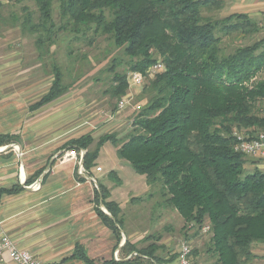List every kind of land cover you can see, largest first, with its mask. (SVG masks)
Wrapping results in <instances>:
<instances>
[{
    "label": "trees",
    "instance_id": "trees-1",
    "mask_svg": "<svg viewBox=\"0 0 264 264\" xmlns=\"http://www.w3.org/2000/svg\"><path fill=\"white\" fill-rule=\"evenodd\" d=\"M33 1L37 22L28 12L23 28L36 36L41 53L49 52L57 33L53 17L57 3L63 23L60 31L71 28L76 34L92 31L97 37L108 36L131 59L130 72L146 76L139 88L149 100L138 110L128 140L106 134L93 150L95 140L89 134L67 143L70 150L86 151L85 170L90 173L96 166L106 144L115 145L116 157L144 176L145 183L162 182L167 203L184 221L183 230L208 235L206 253L211 264H252L253 246L264 244V172L245 169L249 157L236 150L235 133L247 138L264 133V40L240 45L231 53L223 42L250 39L260 32L259 24L243 13L213 16L223 9L222 0ZM157 63L165 70L149 78L147 71ZM55 72L53 86L30 107L32 111L64 93L61 71ZM115 82L114 96L130 92L127 75L117 74ZM5 141L0 136V145ZM109 176L120 186L114 171ZM109 196V190L100 185L96 203L110 216L100 208L96 211L116 237L117 250L123 220L119 203ZM129 243L126 240L121 253ZM134 250L119 262L111 258L97 263L84 254L79 258L86 264H169L179 257L159 258L155 245ZM134 252L137 255L130 257ZM193 255L197 251L191 249L189 257Z\"/></svg>",
    "mask_w": 264,
    "mask_h": 264
},
{
    "label": "rangeland",
    "instance_id": "rangeland-1",
    "mask_svg": "<svg viewBox=\"0 0 264 264\" xmlns=\"http://www.w3.org/2000/svg\"><path fill=\"white\" fill-rule=\"evenodd\" d=\"M0 5L4 81L20 80L21 90L28 91V103L35 104L50 91L55 80V71H61L64 93L59 100L50 103L49 108H46L51 107L52 122L57 124L56 131L51 135L58 136L65 130L67 137L73 139L92 135L95 142L90 150H93L99 138L106 134H114L122 141L128 140V136L135 129L134 122L139 115L138 110L147 104L149 97L143 93V89L136 87L130 90L131 96L126 107L119 108L118 103L127 94L120 98L113 95V88L117 86L115 77L117 74L128 76L131 63L124 49L117 48L108 36L97 37L92 31H84L81 34L71 32V28L68 32L60 31L63 23L58 4L55 3L53 17L57 33L54 34L52 45L48 46L49 52L41 53L36 46V36L23 28L28 12L33 16V21L37 22L36 3L33 0H0ZM230 10L224 6L213 16L223 18L231 13H239ZM263 28L264 23L261 30ZM261 30L250 39L225 40L223 47L227 53H231L240 45L264 40V32ZM56 116L58 117L55 118ZM114 147L115 145L108 143L101 149L100 162L96 163L93 169V173H98L96 168H103L99 179L97 178L98 185L103 183L113 189L118 187L115 180L109 176L110 172L114 171L120 185L121 178L124 180V192H131L130 197L142 198L137 202H132L130 198L123 207L120 216L123 219L125 235L123 241L128 240L130 247L118 254V260L128 256L132 249L143 250L150 245L157 247V257L170 259L180 253L183 244H188L190 251H197V256L193 255L189 260L192 259L195 264H211L213 260L206 253L208 235H196L194 230H183L184 221L167 203L168 195L162 182L147 184L150 190L144 191L145 178L135 173L128 162L117 158ZM111 250L112 255L109 251L110 258L107 260H116L115 254L118 251ZM132 254L130 257L137 255L136 252ZM178 262L177 259L169 264Z\"/></svg>",
    "mask_w": 264,
    "mask_h": 264
},
{
    "label": "crops",
    "instance_id": "crops-1",
    "mask_svg": "<svg viewBox=\"0 0 264 264\" xmlns=\"http://www.w3.org/2000/svg\"><path fill=\"white\" fill-rule=\"evenodd\" d=\"M222 1L225 8L249 15L262 27L264 0ZM3 62L0 36V136L6 137L0 145V235L6 233L19 249L29 251L43 264H86L79 258L81 254L97 263L107 261L111 249L120 253L125 235L122 230V242L115 250L116 237L97 214V208L108 213L96 203L97 178L102 172L93 173L94 167L90 173L86 171L84 158L79 156L60 160L62 153L71 151L67 143L73 138L67 137L66 130L51 135L57 127L51 107L46 109L48 104L40 108L43 110L32 111L33 102L28 103V91L21 90V81H4ZM245 169L264 172V160L247 158ZM121 180L114 189L100 184L109 190V200L119 203L122 216L127 200L137 196L124 192ZM145 184L144 191H149ZM253 252L256 258L252 264H264V244H255ZM3 264L13 263L6 257Z\"/></svg>",
    "mask_w": 264,
    "mask_h": 264
},
{
    "label": "built area",
    "instance_id": "built-area-1",
    "mask_svg": "<svg viewBox=\"0 0 264 264\" xmlns=\"http://www.w3.org/2000/svg\"><path fill=\"white\" fill-rule=\"evenodd\" d=\"M165 70V67L162 63H157L150 67L147 71V76L149 78L155 77L157 74ZM145 75L138 72H130L128 74V79L130 82V90L141 87L145 81ZM129 93L118 103L120 109L126 107L128 103ZM236 139L239 143L236 148L237 151L243 153L246 157L264 160V133L259 134L254 138H247L243 133H235ZM84 151L76 152L75 150L67 151L61 154L59 157L62 162L70 161L77 156L82 157ZM103 168L97 167L96 172L100 173ZM81 174L84 172L79 171ZM209 227L203 228V232H207ZM0 264H3L6 261V257L11 260L13 264H43L38 257L32 255L27 250H22L17 247L15 242L6 234L2 233L0 235ZM190 247L188 244H183L179 253L178 263L179 264H191L189 260ZM118 253L115 254L116 260H118Z\"/></svg>",
    "mask_w": 264,
    "mask_h": 264
},
{
    "label": "water",
    "instance_id": "water-1",
    "mask_svg": "<svg viewBox=\"0 0 264 264\" xmlns=\"http://www.w3.org/2000/svg\"><path fill=\"white\" fill-rule=\"evenodd\" d=\"M83 158H84V154H83V156H82V159H83ZM106 214L110 216L109 213L106 212ZM125 242H126V240L123 242V245L125 244Z\"/></svg>",
    "mask_w": 264,
    "mask_h": 264
}]
</instances>
